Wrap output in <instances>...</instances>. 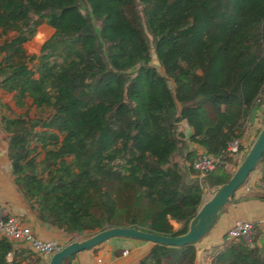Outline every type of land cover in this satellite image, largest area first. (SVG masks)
Segmentation results:
<instances>
[{
    "label": "trees",
    "instance_id": "obj_1",
    "mask_svg": "<svg viewBox=\"0 0 264 264\" xmlns=\"http://www.w3.org/2000/svg\"><path fill=\"white\" fill-rule=\"evenodd\" d=\"M86 1L110 67L78 0H0V35L14 32L0 42V89L35 108L30 116L0 101L13 184L70 240L110 226L182 234L206 200L203 187L226 182L247 151L225 146L248 131L264 96V0ZM43 22L53 32L27 53L23 43ZM137 65L129 78L122 72ZM190 142L219 157L203 175ZM17 249L0 236V264H20ZM212 249L206 264H264V241L225 233ZM195 258L193 243L153 242L133 264Z\"/></svg>",
    "mask_w": 264,
    "mask_h": 264
},
{
    "label": "crops",
    "instance_id": "obj_2",
    "mask_svg": "<svg viewBox=\"0 0 264 264\" xmlns=\"http://www.w3.org/2000/svg\"><path fill=\"white\" fill-rule=\"evenodd\" d=\"M186 136L190 133L189 126L184 129ZM191 148L197 151L201 146L191 143ZM7 143L5 133L0 123V206L10 214L20 216L27 223L36 236L41 239H55L61 245L70 241L71 233L49 226L35 214L13 184L10 162L6 154ZM264 176V158L259 160L250 171L247 180L240 185L231 202L227 203L217 214L210 229L194 243L196 248L195 264H206L210 259L213 246L221 242L226 230L237 219H248L254 225V242L261 245L264 241V185L261 178ZM176 224V223H175ZM17 247V256L14 258L20 264H48L39 253L34 251L28 243L22 240H12ZM153 242L133 237L113 236L92 248L80 250L71 259V264H133L148 252ZM21 248H28L31 252H21ZM125 251V253H122ZM13 256L10 254L9 258ZM101 257L102 262L96 258Z\"/></svg>",
    "mask_w": 264,
    "mask_h": 264
},
{
    "label": "water",
    "instance_id": "obj_3",
    "mask_svg": "<svg viewBox=\"0 0 264 264\" xmlns=\"http://www.w3.org/2000/svg\"><path fill=\"white\" fill-rule=\"evenodd\" d=\"M157 64H159V62ZM263 151L264 120L254 140L250 143L245 155L240 160L229 179L215 188H210L211 195L202 202L195 215L189 220L186 232L178 235H165L135 227L110 226L98 230L87 237L81 239L76 238L66 242L50 255L47 263L60 264L68 255L83 249L92 248L113 236L133 237L164 244L180 245L185 243H196L200 237L210 229L220 209L232 201L236 189L255 167Z\"/></svg>",
    "mask_w": 264,
    "mask_h": 264
},
{
    "label": "built area",
    "instance_id": "obj_4",
    "mask_svg": "<svg viewBox=\"0 0 264 264\" xmlns=\"http://www.w3.org/2000/svg\"><path fill=\"white\" fill-rule=\"evenodd\" d=\"M249 145L250 142H246L245 138L234 137L226 141L225 151L236 156L238 153L247 150ZM218 160L219 157L210 155L202 148L197 151L196 156L192 159V166L200 170V175H203L207 170L212 169ZM226 233L230 237L242 238L246 245H253L254 225L248 219L235 220L228 227ZM0 236H5L11 240L25 241L46 262L50 255L61 247L58 240L41 239L36 236L31 227L20 216L10 214L2 206H0ZM122 253H125V251ZM9 256L10 254L7 255V258ZM96 260L99 263L102 262L101 257H97Z\"/></svg>",
    "mask_w": 264,
    "mask_h": 264
},
{
    "label": "rangeland",
    "instance_id": "obj_5",
    "mask_svg": "<svg viewBox=\"0 0 264 264\" xmlns=\"http://www.w3.org/2000/svg\"><path fill=\"white\" fill-rule=\"evenodd\" d=\"M78 4H79L81 10L83 11V13L88 18L90 24H91V27L93 29V33L96 36L97 47H98V50H99L102 58L104 59V61L107 62V65L110 67L109 60H108L107 42L101 37V35L99 33L100 22L91 14L89 5H88L86 0H78ZM160 29H164V25L161 26ZM52 32H53V27H51L47 23L43 22V23L39 24L36 28L35 34L30 39L26 40L23 43V47L26 50V52L27 53H34V52L37 53L39 51V47H40L41 43L43 42V40L48 38ZM13 33H14L13 31L8 30L5 34L0 35V42H3L5 39L10 38ZM157 61L158 60L156 58L155 52H154L153 48H151V63L155 64L163 72L162 67L159 64H157L158 63ZM137 67H138V65L132 66L130 68L122 70V72L126 75L127 78H129L132 76L133 72L137 69ZM0 101L9 103L15 113L22 112L24 109L28 110V114L30 116H32L35 113L34 105H29L28 104L29 101L24 106L18 107L16 105H14V103H13L12 93L7 92V91H3L2 89H0ZM263 118H264V96H263V99H262V102L260 103V105L255 109V114L250 121V126H249L248 131L243 136V138H245L246 142H252L251 140H252L256 130L258 129V127L261 126V124L263 122ZM179 125H181V127L183 129H185L187 124L184 121H182L179 123ZM187 127H188V125H187ZM189 147H191V142L189 143ZM43 153H44V150L43 149L40 150V152L37 156V159L41 158L43 156ZM241 155H244V152H240L239 156H241ZM226 167L229 170H232L234 168V166L228 162L226 163ZM247 179L248 178H246V180ZM210 195H211L210 188L207 185H205L203 187L204 199L209 198ZM97 245H99V244H97Z\"/></svg>",
    "mask_w": 264,
    "mask_h": 264
}]
</instances>
